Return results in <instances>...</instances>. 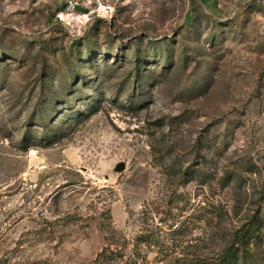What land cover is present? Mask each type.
<instances>
[{
	"label": "rangeland",
	"instance_id": "obj_1",
	"mask_svg": "<svg viewBox=\"0 0 264 264\" xmlns=\"http://www.w3.org/2000/svg\"><path fill=\"white\" fill-rule=\"evenodd\" d=\"M250 223L226 264H264V0H0V264H109V226L213 261Z\"/></svg>",
	"mask_w": 264,
	"mask_h": 264
},
{
	"label": "trees",
	"instance_id": "obj_2",
	"mask_svg": "<svg viewBox=\"0 0 264 264\" xmlns=\"http://www.w3.org/2000/svg\"><path fill=\"white\" fill-rule=\"evenodd\" d=\"M192 180V179H190ZM189 180V181H190ZM254 222V220H253ZM103 224V223H102ZM104 225V224H103ZM102 225V226H103ZM252 223L248 224L245 229H242L238 233L235 239L230 243L229 247L219 253L213 261H210L209 257L198 255L194 259H186L184 254L172 252V251H158L156 258L158 262H165V264H226L229 258L238 255L239 250L243 248L246 243L247 234L250 232ZM108 233L105 235V245L103 246L101 253L98 256V261L102 256L108 257L109 264H146V257L141 256L138 245L131 252L127 251L128 241L122 232L116 231L109 226ZM176 231H173V233ZM152 242V239L148 238V234L143 232L137 237V243ZM129 254V258H125L126 254ZM182 255V256H181ZM185 258V259H184ZM105 261V260H103Z\"/></svg>",
	"mask_w": 264,
	"mask_h": 264
}]
</instances>
